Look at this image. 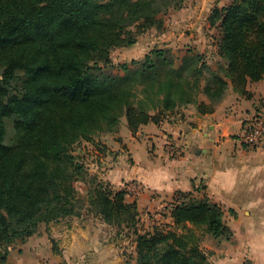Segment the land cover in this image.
Masks as SVG:
<instances>
[{"label": "trees", "instance_id": "1", "mask_svg": "<svg viewBox=\"0 0 264 264\" xmlns=\"http://www.w3.org/2000/svg\"><path fill=\"white\" fill-rule=\"evenodd\" d=\"M181 5L0 0V264L41 223L78 216L84 208L118 234L135 235L137 264H210L192 227L214 238L232 237L223 207L193 191L176 192L171 211L186 232L159 226L141 232V213L127 191L90 175L74 153L83 141L118 132L123 116L136 132L189 105L211 113L231 84L246 92L248 82L264 79V0H233L213 9L210 23L220 30L216 67L193 48L182 54L155 48L114 64V47L137 42L133 26L160 27ZM18 70L24 72L22 90L14 93ZM83 180L84 195L77 186Z\"/></svg>", "mask_w": 264, "mask_h": 264}, {"label": "crops", "instance_id": "2", "mask_svg": "<svg viewBox=\"0 0 264 264\" xmlns=\"http://www.w3.org/2000/svg\"><path fill=\"white\" fill-rule=\"evenodd\" d=\"M232 1L184 0L164 33L166 46L181 39L196 46L216 35L212 50L196 51L219 58L220 30L209 18L215 7ZM258 102L264 103V79L248 82L246 92L231 84L211 113L200 114L196 105H189L136 132L121 128L106 142L114 158L106 167L98 165L100 173L115 189L127 191L126 199L137 203L143 219L168 211L178 191L207 195L224 209L242 212L226 223L233 230L230 239L211 235L213 244L202 247L210 253V264H264V146L247 147L238 140L245 115ZM143 144L149 148L147 157ZM67 219L72 225L58 228L60 251L53 250L48 237L34 234L21 243L20 260L8 259L7 264H137L135 242L134 258L129 259L127 243L116 240L114 227L98 217L89 224Z\"/></svg>", "mask_w": 264, "mask_h": 264}, {"label": "rangeland", "instance_id": "3", "mask_svg": "<svg viewBox=\"0 0 264 264\" xmlns=\"http://www.w3.org/2000/svg\"><path fill=\"white\" fill-rule=\"evenodd\" d=\"M184 0H182L183 2ZM175 7H172L168 14L164 17L163 19V24L160 25V27H152L149 28L145 31H143V29L136 25L132 27V30L135 34L138 35V40L135 44L130 45V46H118V47H114L111 51V58L112 61L114 62V64H121L124 62H131L132 59H138V58H142L145 54V51L148 52L149 50H153L155 48H170L171 50H176L178 51L180 54H182L183 51L187 50L188 48H193L195 50H212L211 49V45L214 44V39L217 38L216 35H213V38H207V39H202L200 41V43H197L196 46H198V48L194 45H191V43H189V41H185V39H181L178 42H176V44L174 46H166V43H168V38L164 35V33L166 31H168L171 27H172V22L170 21V19H173V15L175 14ZM218 35V33H217ZM208 60L210 61V64L213 65V67L215 66V59H212L210 56L208 57ZM214 60V61H213ZM17 79L13 84V91L14 93H20L22 90V82H23V78H24V72L22 70H18L17 71ZM201 98H206L205 96L201 95ZM260 102H258L257 107L254 108L251 112H248L245 115V118L243 120L244 121L250 117L257 109H259L260 107L264 106V103L259 104ZM243 123H242V127H241V131L239 133L238 136V140H239V144H242L241 141V135L243 132ZM127 118L126 116H123L121 119V124H120V129L123 128L124 130H127ZM120 130L118 132H109V131H104L101 134H99L98 136L95 137L94 141L89 142V141H83L80 144H78L76 150L74 151V153L85 163L86 167H87V171L90 175L93 176H99L100 178H102L105 181H108L106 179H104V177H102V174L100 173V171H102L100 168H98L100 166H108L111 162V159L114 158V151H111L113 153L110 152V149L108 147V144H106V142L108 141V139L114 135L119 133ZM120 138V137H119ZM118 139V138H117ZM119 140V139H118ZM243 145V144H242ZM142 151H143V155L145 157H147L148 152H149V148L147 147V145L143 144L142 147ZM108 153L110 154V157L107 158ZM109 182V181H108ZM78 189L80 190V193L82 195L85 194V189H86V181H80L77 184ZM131 202V201H130ZM223 207V206H222ZM168 211H164V212H157L156 213V217H154L153 215L148 218H144L141 215V219H140V224H139V228L141 230V232H145L148 230H153L155 226H159V227H163L165 229H171V230H175L179 233L182 232H186V230L184 229V227L180 226H176L175 222L173 223L172 221H174V219H170L171 218V211L173 206H168L167 207ZM224 209V208H223ZM82 213L78 216H70L68 218H76V219H72L74 222L77 221H82L84 222V224L92 223L94 222L96 219L95 216L92 211H90L87 208L82 209L81 211ZM242 214V212H236L235 209H224V215H223V219L226 223H228V221H233L234 216H236L237 214ZM157 214H160V217H157ZM83 216V218H82ZM99 219H101L100 217H98ZM82 219V220H80ZM67 217L60 219V220H56V221H51L49 223H41L37 232L35 233V235L38 236H46L49 238L50 241H48L49 243L51 242V246L53 248V250L55 252L60 251V247L57 241L58 238V228H61L62 226H67V224H70V221L66 222ZM102 220V219H101ZM104 221V220H102ZM105 222V221H104ZM81 223V222H79ZM88 223V224H89ZM106 223V222H105ZM83 224V223H81ZM108 224V223H106ZM232 225L236 224L234 222L231 223ZM72 225V223H71ZM110 225V224H108ZM189 226H192L189 224ZM113 225H110L109 228H112L115 230V238L116 240L122 241V242H126V253L129 256V259L134 258L133 257V252L134 250L132 249L134 244H133V239L135 238V235L129 234V235H124L122 234H118L116 227H114ZM194 233L196 236H198L199 238V242L202 246L207 247L209 246V244H213L214 239L212 237H210L211 235L208 234L207 232L204 231V229L202 227H192ZM62 230V229H61ZM60 230V231H61ZM113 230V231H114ZM127 232V231H126ZM53 234H55L53 236ZM21 243L23 242H18L15 243L13 246H11L12 248L9 249V253H8V258L5 264L8 263V261L11 260H20L21 258V254L23 255V249L21 248ZM14 251V253H16L17 257L14 259L11 251ZM9 259V260H8ZM49 264V261H48ZM51 264H58L57 262L55 263H51ZM59 264H62L61 262Z\"/></svg>", "mask_w": 264, "mask_h": 264}, {"label": "built area", "instance_id": "4", "mask_svg": "<svg viewBox=\"0 0 264 264\" xmlns=\"http://www.w3.org/2000/svg\"><path fill=\"white\" fill-rule=\"evenodd\" d=\"M241 141L247 147L264 146V106L244 121Z\"/></svg>", "mask_w": 264, "mask_h": 264}]
</instances>
